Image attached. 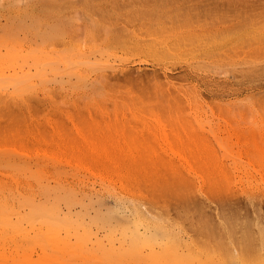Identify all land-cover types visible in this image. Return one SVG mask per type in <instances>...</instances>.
<instances>
[{
  "label": "rangeland",
  "instance_id": "1",
  "mask_svg": "<svg viewBox=\"0 0 264 264\" xmlns=\"http://www.w3.org/2000/svg\"><path fill=\"white\" fill-rule=\"evenodd\" d=\"M88 1L105 8L84 9ZM147 1H45L56 7L53 37H39L42 45H49L40 58L47 76L41 72L37 113L42 121L26 122L39 130L33 145L50 152L39 153L40 161L55 166L62 157L67 163L74 159L63 164L73 173L67 176L84 180L95 199L101 195L113 205L116 196L139 197L143 207L175 218L183 227V243L168 254L172 261L207 264L214 259L216 251L207 242L216 241L219 219L230 214V262L264 264V0ZM28 3L38 11L46 5L0 0V59L7 73L24 62L18 50L35 41L32 33L24 35L18 27L31 24L30 17L17 19ZM165 32L180 36L181 47L157 60L139 40ZM21 39L27 42L21 44ZM142 101L137 113L178 121H78L114 119L118 104L122 109ZM128 115L133 116L131 110ZM48 117L65 121H45ZM65 133L86 147L99 143L100 137L112 145L136 144L132 139L137 138L139 143L167 146L168 151L147 155L149 166L133 183L130 176L121 179L113 167L104 171L103 180L98 154L70 156L54 146L60 144L55 135ZM181 144L190 148L179 150ZM31 159L33 164L38 161L36 155ZM89 160L92 168L78 166ZM165 180V188L153 186ZM150 252L142 245L136 253L126 248L112 258L134 263Z\"/></svg>",
  "mask_w": 264,
  "mask_h": 264
},
{
  "label": "bare ground",
  "instance_id": "2",
  "mask_svg": "<svg viewBox=\"0 0 264 264\" xmlns=\"http://www.w3.org/2000/svg\"><path fill=\"white\" fill-rule=\"evenodd\" d=\"M31 1L46 3V0ZM29 3L26 7H21L17 19L30 17L31 24H20L18 27L21 28L24 35L32 33L35 36V41L31 42L29 47L18 50L19 53L16 54H19L18 56L24 59V62L14 67L9 73L4 70L5 63H2V59H0V264H120V261L114 260L112 257L118 258L126 251V248L136 253V250H139L142 245L149 246L151 249L148 258L143 255L141 261L126 264H184L181 259L172 261L168 255L172 249L183 243V227L175 218L170 217L162 210L143 207L139 197L133 196L126 199L116 196L113 205L108 204L101 195L95 199V191L89 189L83 182L84 180H70V176H67L73 173H68L63 164H73L74 159H70L67 163L62 157L55 166H51L49 162L40 161L39 153L48 154L49 151H40L33 145L39 138V130L26 122L42 121L40 120L42 117L39 119L37 111L38 103H40L39 94L42 90L40 81L43 78L44 70L46 71V65L42 67L40 58L41 51L47 52L49 45H42L39 37H53L55 23L51 15L56 4L46 3L45 8L38 11L35 7H30ZM76 5L69 3V6L73 8ZM88 5L89 7L83 6V8L102 10L105 8L103 5L90 6L89 1ZM191 7L193 6L191 5ZM106 10L110 11L109 8ZM223 10L228 11V9ZM139 11L141 12V10ZM229 11L231 12V10ZM170 30L172 31V29ZM160 34L156 36L153 34V36L139 40L141 47L149 51L157 60L176 52L181 47L180 36L169 35L166 32L163 36ZM258 35L262 38V35ZM26 42L27 40L23 39L20 41L21 44ZM141 60L143 61V59ZM44 78L47 76L45 75ZM11 84L14 85V89L9 88ZM53 93L54 91H52L51 103L54 100ZM142 105H144L143 101L139 105L127 108L124 106L121 109L118 104L114 119L107 117L101 120L82 118L78 121H178L159 114L137 113L136 109H142ZM47 110L49 111V109ZM130 110L133 114L132 117L128 115ZM45 121L65 120L48 117ZM25 130L28 133L27 136L23 134ZM41 138H44V134ZM86 138L82 137V139ZM55 139L60 144H54V146L63 150V154L84 157L89 154H98V157L95 156V158L102 168L103 180L106 179L104 171L113 167L118 169L121 179L130 176L131 183L141 175L140 171L146 170L149 166L145 159L147 155H150L151 152L168 151L167 146L139 143L140 141H136L137 138L132 139L138 142L136 144L118 143L112 145L100 137L99 143H91L88 147L80 144L77 138L66 133L55 135ZM181 145L178 147L179 150L190 148L187 144ZM169 148L178 150L173 146ZM34 155L38 157L35 164L31 159ZM129 157H133V159H129ZM79 163L78 166H86L88 169L92 168L90 165L93 164L90 160ZM52 177L56 178L55 183L51 182ZM109 181L114 182L113 179ZM166 184H169L167 180L153 186L165 188ZM108 190L113 191V189ZM226 215L230 216V214ZM229 216H221L219 219L218 226L220 228L217 230L220 233L218 235L211 230V233L217 237L216 241L213 240L217 244L213 241L207 242L216 251L214 259H211L207 264H239L230 262ZM117 240L121 243L117 244ZM223 250L226 251V254L222 253ZM242 264L247 263L243 262Z\"/></svg>",
  "mask_w": 264,
  "mask_h": 264
}]
</instances>
